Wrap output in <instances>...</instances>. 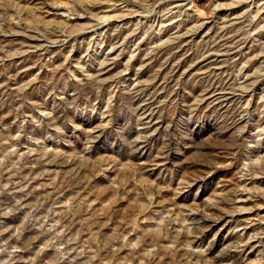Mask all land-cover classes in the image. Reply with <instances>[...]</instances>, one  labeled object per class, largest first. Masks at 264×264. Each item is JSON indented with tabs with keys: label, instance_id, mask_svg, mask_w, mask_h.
Segmentation results:
<instances>
[{
	"label": "rangeland",
	"instance_id": "374dc122",
	"mask_svg": "<svg viewBox=\"0 0 264 264\" xmlns=\"http://www.w3.org/2000/svg\"><path fill=\"white\" fill-rule=\"evenodd\" d=\"M0 264H264V0H0Z\"/></svg>",
	"mask_w": 264,
	"mask_h": 264
}]
</instances>
